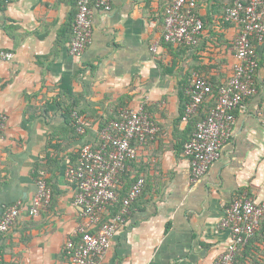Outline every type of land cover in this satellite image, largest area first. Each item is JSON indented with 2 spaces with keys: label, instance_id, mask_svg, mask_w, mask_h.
Returning <instances> with one entry per match:
<instances>
[{
  "label": "crops",
  "instance_id": "1",
  "mask_svg": "<svg viewBox=\"0 0 264 264\" xmlns=\"http://www.w3.org/2000/svg\"><path fill=\"white\" fill-rule=\"evenodd\" d=\"M109 1V11L91 5L90 43L77 58L69 51L76 0H0V51L13 54L0 59V111L7 118L0 133V217L5 207H21L0 236L3 264H70L65 245L84 220L65 170L78 163L80 147L101 144L100 126L119 121L124 108L142 106L157 132L144 145L132 141L137 155L120 176L114 205L121 209L136 179L144 186L100 264H213L230 240L220 226L230 203L241 193L264 203V40L253 43L255 93L233 112L219 158L193 178L184 153L194 133L182 120L185 90L194 74L214 89L232 76L241 26L222 21L231 0L199 2L205 29L197 49L164 43L172 0ZM213 92L204 109L215 105ZM74 112L87 124L84 133L74 129ZM37 170L51 199L29 217ZM245 254L264 264V215Z\"/></svg>",
  "mask_w": 264,
  "mask_h": 264
},
{
  "label": "built area",
  "instance_id": "2",
  "mask_svg": "<svg viewBox=\"0 0 264 264\" xmlns=\"http://www.w3.org/2000/svg\"><path fill=\"white\" fill-rule=\"evenodd\" d=\"M77 14L74 18L69 46L73 57H80L90 43L92 34V8L110 10L109 0H76ZM198 0H172L165 10L162 39L166 43L193 47L203 30V23L196 15ZM226 22L241 26L233 48L236 63L232 76L218 89L214 108L207 118L197 123L190 139L184 145V153L190 159L193 178L204 175L210 165L219 158L224 142L231 134L235 123L233 112L243 107L245 99L254 93L253 76L257 69L254 42L264 40V0H248L243 3L235 0L226 9ZM11 52L0 51V59L10 60ZM211 83L199 74L192 76L185 92L188 102L184 108L183 121L194 116L204 99L212 93ZM78 133H84L87 126L77 114L73 113ZM6 116L0 111V133L5 127ZM157 128L142 106L124 109L120 120L112 122L100 131L101 144H85L79 149L78 163L65 170L69 183L75 185L76 194L73 205L80 209L84 224L78 228V244L67 241L65 250L70 255V264H100L111 247V239L125 216L128 207L141 194L144 181L139 178L121 201L119 213L102 222L107 207L118 201L116 189L128 164L136 158L132 145L136 140L144 145L153 137ZM37 191L33 195L28 216L36 217L45 210L51 199V191L45 182L44 172H39L35 181ZM21 213L19 204L5 207L0 217V236L7 233ZM264 215V203L257 204L246 196L234 199L225 209L221 228L229 231L230 240L213 264H234L235 254L254 235L259 220Z\"/></svg>",
  "mask_w": 264,
  "mask_h": 264
},
{
  "label": "trees",
  "instance_id": "3",
  "mask_svg": "<svg viewBox=\"0 0 264 264\" xmlns=\"http://www.w3.org/2000/svg\"><path fill=\"white\" fill-rule=\"evenodd\" d=\"M200 1H201V0H198V1H197V5H196L195 12H196V15L201 19V21H202V23H203V30H202V32H203L204 29H205V19H202V18L198 15V11H197V8H198V6H199L198 4H199ZM240 1L243 2V3L245 4V3H247L248 0H244V1H243V0H240ZM234 2H235V0H231L230 3H228V5H227L226 7H224L223 12H222V21L226 22L225 19H224L225 11H226V9L232 7L233 4H234ZM164 43H165V42H164ZM166 44L169 45V47L172 46V47H177V48H181V47H182L183 49H189V48L197 49L198 46H199V44H200V36L198 37L197 45H195V46H193V47H189V46H179V45H172V44H170V43H166ZM212 87H213V86H212ZM221 87H222V86H221ZM219 88H220V87H219ZM219 88H217V87H216L215 89L213 88V91L216 93L217 90H218ZM214 92H213V94H214ZM210 95H212V93H211ZM210 95H208V96L204 99V101L202 102V104L199 106L197 113H196L194 116H192L191 118L188 119V122L193 126L194 131H195V128H196L197 123H199V122L205 120V119L207 118L208 114L210 113V111L212 110V108H214V106H215V105H214V106H209V107L206 108V109L203 108L204 105H206L205 103H206V101H207V98L210 97ZM214 95H215V94H214ZM214 95H213V96H214ZM215 96H216V97H215ZM215 96L213 97L214 99L217 98V94H216ZM124 109H128V108H124ZM67 113H68V115H69V114L71 115L72 111L69 110V111H67ZM183 114H184V112H183ZM182 117H183V115H182ZM71 124H72V122H71ZM72 125H73V124H72ZM74 127H75V125H74ZM106 127H107V122H104V124H102V125L100 126V130H102V129L106 128ZM74 129H76V127H75ZM78 153H79V150H78V152H77V156H76L77 159H76V162H78V155H79ZM76 165H77V163H76ZM76 165H75V166H76ZM39 172H41V170H40V171H38V170L36 171V176H37V173L39 174ZM137 180H138V179H136L134 182H136ZM125 193H126V190H125ZM241 195H242V193H241L238 197L240 198ZM119 211H120L119 207H118V206L116 207L114 204H113L112 206L107 207L106 212L103 214L102 222H106V220H107L108 218L116 216V215L119 213ZM1 236H2V235H1ZM253 238H254V235H253V237H252L251 239H249V241L244 245V247H240V248L238 249V251H237L236 254H235L234 264H255V263L252 262L251 258L245 254V251L247 250V248L250 247ZM71 240H72L75 244H78V243H79V240H80V235H78L76 239H75V238H74V239L71 238ZM63 253H64V257L66 258V260H67L68 262H70V255H69V253H68L66 250H64ZM0 257H1V256H0ZM0 264H3V263L0 261Z\"/></svg>",
  "mask_w": 264,
  "mask_h": 264
}]
</instances>
